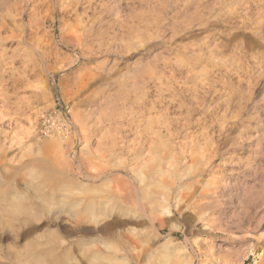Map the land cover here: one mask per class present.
Segmentation results:
<instances>
[{"label":"rangeland","instance_id":"374dc122","mask_svg":"<svg viewBox=\"0 0 264 264\" xmlns=\"http://www.w3.org/2000/svg\"><path fill=\"white\" fill-rule=\"evenodd\" d=\"M59 1L0 0V264L56 239L92 264L138 199L161 211L117 264H264V1Z\"/></svg>","mask_w":264,"mask_h":264},{"label":"bare ground","instance_id":"6f19581e","mask_svg":"<svg viewBox=\"0 0 264 264\" xmlns=\"http://www.w3.org/2000/svg\"><path fill=\"white\" fill-rule=\"evenodd\" d=\"M57 1H59V0H57ZM62 1H65V4H67V6H70V5H72L73 7L74 6H77L78 4H81L84 0H60L59 2H62ZM247 1H249V0H247ZM246 1V2H247ZM251 1V0H250ZM254 1V0H253ZM253 1H252V3H253ZM262 1H264V0H262ZM190 2V1H189ZM255 2V1H254ZM256 2H257V4L258 3H260V1H257L256 0ZM255 2V3H256ZM191 3V2H190ZM251 3V2H250ZM254 3V4H255ZM191 4H193V3H191ZM248 4V3H247ZM256 4V6L255 7H257L258 8V5ZM188 5V4H187ZM260 5V4H259ZM189 6V5H188ZM253 6V5H252ZM187 7V6H186ZM185 6H184V8H186ZM188 8V7H187ZM248 8H251V7H248ZM262 10L264 11V2H263V4H262ZM259 10H261L260 8H259ZM257 11H258V9H257ZM259 12H257V14H258ZM261 13V12H260ZM247 14H245V16H246ZM250 15V14H249ZM253 15V14H252ZM258 15H260V14H258ZM261 15H263L264 16V13L262 12L261 13ZM251 16V15H250ZM247 17V16H246ZM262 17V16H261ZM263 19V18H262ZM264 20V19H263ZM261 23V22H260ZM28 24V23H27ZM31 25V24H30ZM262 26H263V23H262ZM7 25L5 24V23H2V24H0V35H1V33H2V31H4V30H6L7 29ZM85 29V28H84ZM83 29V30H84ZM10 30L11 31H13V30H15V29H13V27L12 28H10ZM82 29H80V28H77L76 29V31H75V35L74 36H71V40L73 41H77V42H80V44H83V43H81L83 40H82V34H84V31H83ZM82 31V32H81ZM14 32V31H13ZM12 36H14V34H12ZM264 36V35H263ZM262 36V37H263ZM261 37V36H260ZM77 44V43H76ZM82 46V45H81ZM82 49H83V54L84 55H88V50H87V48H85V47H82ZM92 56V55H91ZM88 59V61H90L91 59H92V57H88L87 58ZM88 67V66H87ZM87 67H85V72H81L82 74H81V76H80V79H81V81L82 82H85L86 81V83L87 82H91L92 81V79H93V76H92V74H93V69L92 68H87ZM80 74V73H79ZM158 168H160V167H158ZM157 169V168H156ZM159 171V170H158ZM161 171V170H160ZM157 175H158V173H157ZM155 176V175H154ZM153 177V176H152ZM155 178H156V176H155ZM154 178V179H155ZM120 179H122V178H120ZM152 179V178H151ZM153 179V180H154ZM124 180V179H123ZM122 180V181H123ZM115 181V180H114ZM121 181V180H120ZM142 181V180H141ZM124 182H126V180L124 181ZM156 182V181H155ZM116 183V182H115ZM123 183V182H122ZM118 184H120V183H118ZM126 185L127 184H125V186H124V183H123V185L121 186V187H117V189H114V190H112V192H111V194L109 195V196H106L105 194V196L106 197H100V199H89L88 201H86V206L87 205H89V207H87L86 209L89 211V212H87V213H92V214H94V217H97V216H101L102 214H103V212L105 211V209H107V206H109V204H110V202L111 203H114V202H123V201H131L130 199H132V192L130 193V195H129V191H127V188H126ZM129 189V188H128ZM144 191V190H143ZM142 191V192H143ZM139 193V192H138ZM137 193V194H138ZM63 194V193H62ZM62 194H61V196H59V197H62ZM140 195L142 194V193H139ZM55 195H56V193H55ZM60 195V194H59ZM65 195V194H64ZM63 195V196H64ZM144 195H146V194H144ZM70 196V195H69ZM142 196H143V194L141 195V198H142ZM66 197H68V196H66ZM65 197V198H66ZM73 197V196H72ZM76 197V196H75ZM89 197V196H88ZM91 197V196H90ZM89 197V198H90ZM139 197V196H138ZM71 198V197H70ZM77 198V197H76ZM134 198L135 197H133V200H134ZM143 198H144V196H143ZM5 199V198H4ZM3 199V200H4ZM8 199V198H7ZM55 199L56 198H54V201H55ZM64 199V198H63ZM71 199H73V198H71ZM75 199V198H74ZM83 199V198H82ZM9 201H10V199H8ZM51 200V199H50ZM57 200V199H56ZM59 200H61V199H59ZM66 200H68V198H66ZM78 200V199H77ZM141 200V199H140ZM139 199H138V204L140 205V206H138V208H139V211H135L134 213H131V212H129L128 210H124V212H123V214H124V216H126V222H125V224L127 225L126 226V228L125 229H123V230H117V231H115V232H113V228H114V225L115 224H117L118 223V220H116V221H109V222H107V223H105L103 226H102V229H101V231L103 232V233H106V234H108V235H110V238H112V239H114V241H117L118 240V243L115 245V244H110V242H109V239L110 238H107V240H103V239H100V243H101V246H99V248L98 247H95V248H97V251L95 252V253H92V254H94L95 255V257H91L89 260L91 261V263L92 264H117L116 262H118V260H119V256H120V254H123L125 257L126 256H128L127 255V253L128 254H130V255H132L133 256V258L135 259V260H138L139 259V252H140V250L142 249V247H143V244H144V239H143V234H142V232H141V230H139V229H137L136 228V225L140 222L139 221V219H142V218H146V219H154L155 218V216L157 215L156 214V212L158 211L157 210V208L155 207V206H152V203H150L151 204V207H149V206H146L145 204H143L142 205V202L140 201ZM145 200H147V198L145 199ZM5 201V200H4ZM9 201H7V205L5 204V205H3V204H1L0 203V210H3V211H7V210H9V212L12 210V207L14 206V205H12V201H10V202H12V203H9ZM14 201V200H13ZM58 201V200H57ZM75 201V200H74ZM81 201V200H80ZM79 201V202H80ZM148 201V200H147ZM51 202V205H52V201H50ZM145 202V201H144ZM149 202V201H148ZM4 203V202H3ZM60 204L61 202H57V204ZM63 203V202H62ZM75 203H77L76 201H75ZM124 203V202H123ZM133 203H135L134 201H133ZM23 204V203H22ZM80 204V203H79ZM82 204V203H81ZM80 204V205H81ZM117 204V203H116ZM149 204V205H150ZM155 204V203H154ZM69 205H71V207H72V204H69ZM68 205V206H69ZM19 206V205H18ZM75 206V205H74ZM73 206V207H74ZM77 206H78V203H77ZM113 206V205H112ZM43 208L45 207V206H42ZM41 207V208H42ZM70 207V206H69ZM82 207L84 208V206L82 205ZM81 207V208H82ZM137 207V206H136ZM14 209H15V207H13ZM30 208V207H29ZM63 208H65V206L63 207ZM68 208V207H67ZM78 208H79V206H78ZM82 208V209H83ZM26 209H28V208H25V207H23V206H21V211H26ZM52 209V208H51ZM71 209V208H70ZM68 210L69 212H70V215H71V217H73L74 218V220H75V222L77 221V222H82L83 220H84V217L85 216H83L84 215V212H83V210H81V211H78L77 210V208L76 209H74L75 211H73V210ZM136 209V208H135ZM30 210V209H29ZM86 210V211H87ZM167 210V209H166ZM166 210H162V211H164V213H167V211ZM24 211V212H25ZM161 211V210H160ZM160 211H158V213L160 212ZM166 211V212H165ZM8 211L6 212V213H8V214H10ZM15 212V211H14ZM169 212V211H168ZM2 213V212H1ZM0 213V220H2L1 219V217H2V214ZM12 213V212H11ZM23 214V213H22ZM156 214V215H155ZM161 214V213H160ZM7 215V214H6ZM69 215V216H70ZM86 215V214H85ZM9 217H11V218H15V216H14V213L13 214H10V215H8ZM7 216V217H8ZM110 217V215H107L106 217ZM70 217V218H71ZM93 217V218H94ZM99 217H97V218H99ZM154 217V218H153ZM5 218H6V216H5ZM5 218H3V219H5ZM11 218H9V220L11 219ZM97 220V219H96ZM99 220V219H98ZM145 220V219H144ZM142 221V220H141ZM152 221V220H151ZM94 222H96V221H94ZM97 223H99V221H97L96 222V224ZM44 237H46V236H44ZM48 238V237H47ZM47 238H45V239H47ZM56 238V237H55ZM60 238V237H59ZM43 239V238H42ZM51 239V238H50ZM49 239V240H50ZM54 239V238H53ZM61 239V238H60ZM106 239V238H105ZM48 240V239H47ZM72 240V239H71ZM43 241V240H42ZM68 241V240H67ZM67 241L65 242V241H63V240H60V241H58L57 239L56 240H50L49 241V244H48V246L49 247H45V248H41V249H37V247H32L33 248V250L30 252V253H28V254H26V256H19V257H17L16 259L20 262V264H83V263H81V262H79V261H77V259H76V257H75V255L74 254H71V247H70V243H67ZM44 242H45V240H44ZM38 243V242H37ZM41 243V242H40ZM43 243V242H42ZM42 245V244H41ZM40 245V246H41ZM45 245V244H44ZM97 245V244H96ZM34 246V245H33ZM43 246V245H42ZM66 247V248H65ZM94 247V246H93ZM91 249V248H90ZM94 252V251H93ZM84 253V252H83ZM88 253V252H87ZM250 254H252V255H256V256H258L259 257V254L257 253V254H255L254 252H251ZM90 256V255H89ZM89 258V257H88ZM114 260H116V261H114ZM81 261H85L84 259L82 260L81 259ZM226 264H228V263H226ZM229 264H241V262L240 263H236L235 261L234 262H231V263H229Z\"/></svg>","mask_w":264,"mask_h":264}]
</instances>
